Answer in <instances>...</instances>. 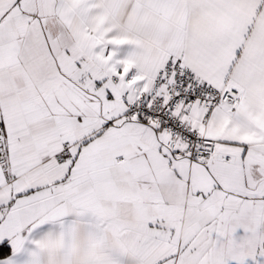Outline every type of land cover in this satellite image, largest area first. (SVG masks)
<instances>
[{
  "label": "snow or ice",
  "instance_id": "6c2138e0",
  "mask_svg": "<svg viewBox=\"0 0 264 264\" xmlns=\"http://www.w3.org/2000/svg\"><path fill=\"white\" fill-rule=\"evenodd\" d=\"M0 264H264V0H0Z\"/></svg>",
  "mask_w": 264,
  "mask_h": 264
}]
</instances>
